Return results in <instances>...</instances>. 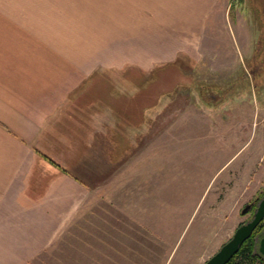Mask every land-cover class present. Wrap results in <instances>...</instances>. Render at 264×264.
I'll return each mask as SVG.
<instances>
[{
	"label": "rangeland",
	"instance_id": "374dc122",
	"mask_svg": "<svg viewBox=\"0 0 264 264\" xmlns=\"http://www.w3.org/2000/svg\"><path fill=\"white\" fill-rule=\"evenodd\" d=\"M261 5L231 0L196 59L119 76L156 96L125 103L136 113L102 135L111 146L86 171V202L33 264H207L252 219L242 210L264 192Z\"/></svg>",
	"mask_w": 264,
	"mask_h": 264
},
{
	"label": "crops",
	"instance_id": "0c3cea01",
	"mask_svg": "<svg viewBox=\"0 0 264 264\" xmlns=\"http://www.w3.org/2000/svg\"><path fill=\"white\" fill-rule=\"evenodd\" d=\"M230 8L231 0H0V264H33L86 202V171L111 146L102 135L131 118L125 103L146 89L119 76L196 59Z\"/></svg>",
	"mask_w": 264,
	"mask_h": 264
},
{
	"label": "water",
	"instance_id": "95a60500",
	"mask_svg": "<svg viewBox=\"0 0 264 264\" xmlns=\"http://www.w3.org/2000/svg\"><path fill=\"white\" fill-rule=\"evenodd\" d=\"M253 205L254 203L247 205L242 210V214H249L253 210ZM262 222H264V198L255 209L252 219L240 226L235 231L233 238L207 264H228L238 254L244 243L252 237ZM259 251L264 258V237L260 240Z\"/></svg>",
	"mask_w": 264,
	"mask_h": 264
},
{
	"label": "trees",
	"instance_id": "16d2710c",
	"mask_svg": "<svg viewBox=\"0 0 264 264\" xmlns=\"http://www.w3.org/2000/svg\"><path fill=\"white\" fill-rule=\"evenodd\" d=\"M263 194L264 192L260 194V197ZM263 237L264 222L261 223L252 237L244 243L238 254L228 264H264V258L259 251V243Z\"/></svg>",
	"mask_w": 264,
	"mask_h": 264
},
{
	"label": "flooded vegetation",
	"instance_id": "af4514ba",
	"mask_svg": "<svg viewBox=\"0 0 264 264\" xmlns=\"http://www.w3.org/2000/svg\"><path fill=\"white\" fill-rule=\"evenodd\" d=\"M264 9V6L261 5L260 6V13H259V23L261 24L262 28H259L260 31H264V16H262L261 14L263 13V10ZM261 36H263L261 39V43H263L264 45V34L261 32ZM260 43V44H261ZM259 51H257V55H259V57H264V49L261 47V49H258ZM256 53H255V56H257ZM142 83V82H141ZM141 83H138V84H141ZM137 84V85H138ZM144 84V83H143ZM152 89L151 86L149 87H146L145 91L144 90H140L141 91H144L143 93H141L139 96H145L147 95V97H152V96H156V94L154 93H150L149 90ZM146 92V93H145ZM215 92H218L217 90H210V92H207L206 94V97L208 96L209 98H211L212 100H217L221 97H223V93L222 94H216ZM220 93V92H219ZM135 108V107H134ZM136 112H132V116L135 114ZM264 198V194L261 196V197H258L255 199V202H254V205H253V210L251 211L253 214H254V211L255 209L257 208V206L259 205V203L261 202V200Z\"/></svg>",
	"mask_w": 264,
	"mask_h": 264
}]
</instances>
